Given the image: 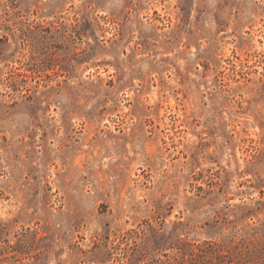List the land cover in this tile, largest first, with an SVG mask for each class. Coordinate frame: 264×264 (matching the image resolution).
Wrapping results in <instances>:
<instances>
[{
	"label": "rangeland",
	"instance_id": "374dc122",
	"mask_svg": "<svg viewBox=\"0 0 264 264\" xmlns=\"http://www.w3.org/2000/svg\"><path fill=\"white\" fill-rule=\"evenodd\" d=\"M0 264H264V0H0Z\"/></svg>",
	"mask_w": 264,
	"mask_h": 264
},
{
	"label": "trees",
	"instance_id": "16d2710c",
	"mask_svg": "<svg viewBox=\"0 0 264 264\" xmlns=\"http://www.w3.org/2000/svg\"><path fill=\"white\" fill-rule=\"evenodd\" d=\"M216 244H218V243H214V245H216ZM193 245V244H192ZM196 246H198V245H196Z\"/></svg>",
	"mask_w": 264,
	"mask_h": 264
}]
</instances>
